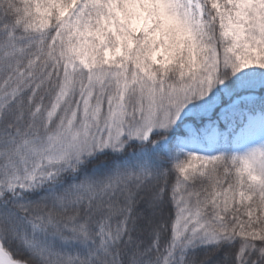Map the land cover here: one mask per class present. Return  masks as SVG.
I'll return each mask as SVG.
<instances>
[{"label":"snow or ice","instance_id":"1","mask_svg":"<svg viewBox=\"0 0 264 264\" xmlns=\"http://www.w3.org/2000/svg\"><path fill=\"white\" fill-rule=\"evenodd\" d=\"M0 264H264V0H0Z\"/></svg>","mask_w":264,"mask_h":264}]
</instances>
